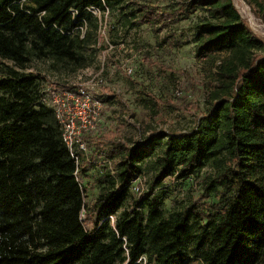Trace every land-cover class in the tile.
<instances>
[{
  "label": "trees",
  "instance_id": "1",
  "mask_svg": "<svg viewBox=\"0 0 264 264\" xmlns=\"http://www.w3.org/2000/svg\"><path fill=\"white\" fill-rule=\"evenodd\" d=\"M245 1L264 23V0ZM92 6L118 11L123 28L201 9L195 51L210 85L185 130L96 135L110 165L87 201L81 163L27 67L35 59L88 66L99 29ZM145 95L154 110L175 106ZM205 168L201 195L168 210L166 182ZM146 170V187L134 191ZM0 264H264V39L233 0H191L173 11L147 0H0Z\"/></svg>",
  "mask_w": 264,
  "mask_h": 264
},
{
  "label": "rangeland",
  "instance_id": "2",
  "mask_svg": "<svg viewBox=\"0 0 264 264\" xmlns=\"http://www.w3.org/2000/svg\"><path fill=\"white\" fill-rule=\"evenodd\" d=\"M190 1L147 0L161 11L179 9L183 3ZM233 1L251 30L264 39V23L256 17L252 7L245 0ZM95 15L99 17V29L97 40L93 41L92 48L89 49V52L94 50L88 66L76 68L51 59H35L27 67L28 72L39 77L43 94L56 90L64 95L67 91L76 92L79 77L88 79L86 75L90 70L98 71L104 63V78L107 80L105 86L113 94L107 96L100 90L103 103L98 121L93 129L81 134V145L79 142L76 147L81 149L79 177L86 188L87 201L97 195L100 189L98 176L106 165H110L105 156L107 146L96 149V135L111 130L117 133L118 138L134 140L149 127L185 130L196 122L197 118L193 113L198 114L204 110V86L210 85V70L196 56L195 51L193 26L204 16L201 9L185 11L167 20V24L164 20H157L154 25L138 23L132 28L121 27L118 11L109 10ZM109 43L114 48L109 50ZM218 56L223 57L225 53ZM123 63L133 68L132 74L124 71ZM114 65L116 67L113 69ZM147 92L162 101L172 100L174 108L163 104L154 110L153 107L146 106L141 100L147 98ZM82 168L87 169L83 171ZM208 171L210 169L205 168L199 176H192L187 180H168L166 185L170 188L171 195L166 200L165 207L168 210L176 209L190 197H199L202 193L201 178ZM148 178L147 170L137 176L133 180V190L138 192L137 188L144 189ZM82 218H86L85 211Z\"/></svg>",
  "mask_w": 264,
  "mask_h": 264
},
{
  "label": "built area",
  "instance_id": "3",
  "mask_svg": "<svg viewBox=\"0 0 264 264\" xmlns=\"http://www.w3.org/2000/svg\"><path fill=\"white\" fill-rule=\"evenodd\" d=\"M89 9L98 15L109 11V9L102 11L93 6ZM84 28L85 26L82 27V32ZM108 48L110 50L114 48V45L109 43ZM115 67L116 65L113 66V69ZM122 67L127 74L133 73V68L130 65L123 63ZM104 71L103 63L98 71L90 70L86 75L88 79L80 76L76 92L67 91L68 93L65 92L64 95H61L60 92L53 90L50 94H43L42 97V102L54 109L62 129L63 140L77 161L79 160L77 151L81 150L76 148L77 143L80 142L81 145L82 135L93 129L99 118L103 103L100 90L107 85ZM137 189L139 190V188Z\"/></svg>",
  "mask_w": 264,
  "mask_h": 264
}]
</instances>
